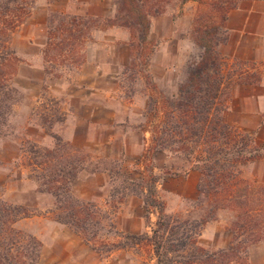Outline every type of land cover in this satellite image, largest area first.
<instances>
[{
    "label": "trees",
    "instance_id": "16d2710c",
    "mask_svg": "<svg viewBox=\"0 0 264 264\" xmlns=\"http://www.w3.org/2000/svg\"><path fill=\"white\" fill-rule=\"evenodd\" d=\"M239 1L197 0L198 14L192 22V39L197 52L190 55L181 68L175 94H163L146 70L156 42L149 43L140 66L153 91L147 104L146 123L140 125L150 134L141 160L147 162L149 155L157 151L180 154L188 164L187 169L167 173L181 176L188 170L198 171L197 203L205 206V212L198 219L167 214L164 202L156 194L158 176L153 173L152 165H145L147 175L140 182L121 178L124 184L137 185L135 192L142 195L146 207L156 213L150 232L126 235L132 245L143 244L149 248L153 264H249L248 247L264 239V184L249 182L240 176L241 166L264 158V147L256 145L251 135L238 131L222 119L230 77L225 75L218 46L227 38V14ZM34 2L0 0V138L6 134L13 106L20 100V93L12 84L20 59L10 40L29 16ZM152 5L151 0H114L115 11L110 17L51 15L42 48L44 72L59 77L60 73L53 71L57 62L68 61L80 66L84 58L79 56V51L90 33L111 26L129 30L131 64L136 65L135 60L145 53L148 44L151 17L163 13L162 8ZM252 76L256 81L255 75ZM46 121L41 123L45 129L51 127ZM52 138L50 147L29 142L20 149L31 167L30 178L58 202L55 220L84 235L93 215L88 204L83 205L71 195L70 185L80 171L92 164V156L56 134H52ZM103 171L121 174L114 166L96 165L90 169V173ZM219 209L233 212L229 227L231 239L225 248L211 250L199 245L197 238L204 224L216 219ZM31 214L24 206L0 200V264L38 263L40 241L14 227L17 220ZM83 239L90 242L94 236H83Z\"/></svg>",
    "mask_w": 264,
    "mask_h": 264
},
{
    "label": "crops",
    "instance_id": "0c3cea01",
    "mask_svg": "<svg viewBox=\"0 0 264 264\" xmlns=\"http://www.w3.org/2000/svg\"><path fill=\"white\" fill-rule=\"evenodd\" d=\"M196 4L197 0H187L177 5L175 14L167 8L150 19L147 39L159 43L151 55L148 71L157 87L166 92L169 90L171 95L177 92L175 75L194 49L184 27L186 24L191 27ZM49 7L62 12L103 17H110L115 11L114 0H52L41 8L40 16ZM40 23L42 25L43 21ZM225 27L226 41L218 46L224 67L227 72L238 69L234 75L245 78H229L222 119L238 131L251 135L255 144L264 146V0H240L228 12ZM130 38L129 30L121 26L94 30L84 46V61L80 66L72 74L47 82V88L52 96L60 99V109L65 112V121L59 128L64 139L95 154L103 152L102 144L110 145L121 137L116 147V142H113L112 149L106 146L107 150L117 152L118 158L131 154L140 161L150 134L141 128L133 132L124 131L122 123L127 118L141 119L144 108L146 110L147 96L139 93L125 99L117 95L121 69L131 57ZM42 44L43 40L32 41L25 48L36 55L37 46ZM30 75L35 78L29 79V86L33 85V90H36L43 80L41 63L31 67ZM114 120L118 123L113 131ZM43 139L47 140L44 136ZM186 175L194 187L199 172L188 170ZM240 176L247 181L264 184V158L241 166ZM106 183L105 172H81L72 185V193L79 200L97 202L105 198L102 190H105ZM35 200L44 206L42 210L50 213L51 195L37 194ZM37 218L20 219L15 226L25 231L27 229L21 228L20 223ZM41 221L40 227L27 231L42 240L41 258L48 256V264H96L95 252L79 235L48 215L41 217ZM248 262L264 264V239L249 246Z\"/></svg>",
    "mask_w": 264,
    "mask_h": 264
},
{
    "label": "rangeland",
    "instance_id": "374dc122",
    "mask_svg": "<svg viewBox=\"0 0 264 264\" xmlns=\"http://www.w3.org/2000/svg\"><path fill=\"white\" fill-rule=\"evenodd\" d=\"M51 1L52 0H35L29 16L16 28L11 36L10 44L20 59L17 73L12 79V84L20 93V100L13 106V113L9 116L8 125L6 127V134L0 138V200L26 207L32 214L25 218H30L32 216L38 217V220L35 221L30 219L23 220L20 223L21 228L32 230L38 226L40 227L42 222L41 217L47 215L53 221H56L55 213L59 212V210L55 207L58 202L51 193L43 191L38 183L30 178L31 167L27 165V157L20 149L21 146H26L29 142H36L42 146L50 147L53 144L52 134H56L75 148L82 149L92 156V164H88L85 170H82L77 174V177L81 172L84 174H93L90 173V169L96 165L101 168L114 166L116 170L119 168L121 171L120 175H115L114 173L109 174L103 171L107 174L105 190H102L105 197L103 200H98L97 202H85L78 199L83 205L88 204V206H90L89 209L93 215V218L86 226L88 229L84 235L79 234L75 232L73 228L64 225L79 235V237L89 245L90 249L95 252L96 264H153V255L149 248L143 244L140 246L132 245L130 241L126 239V235L150 232L156 219V213L146 207L142 195L135 192L137 185L124 184L121 181V178L135 180L136 183L140 182V179L147 175V169H144L146 167L145 165H152L153 173L158 176L156 194L157 197L164 202L165 212L169 215H176L187 219H198L205 212V206H201L197 203V183L193 187L186 174L181 176H171L167 173V171L176 172L187 169L188 164L185 163L180 154H175L169 151H157L154 152V154L149 155L147 162H143V160L139 161V159L137 160L133 158L131 154L126 155V157L122 155L121 158H118L117 152H109L106 146H109V148L112 149L113 142H116L114 146L116 147L117 142L121 137H118L119 140L114 139L110 145L102 144L101 149L103 152L93 154L90 153L87 148H80L64 139L63 136L59 134V128L63 125L66 115L65 112L60 109V99L49 93L47 82L55 81L69 73L72 74L79 66H75L68 61L64 64L57 62L53 71L60 73L59 77L47 75V73L44 72L42 48L44 47L46 40L49 17L56 13L73 14L70 12L53 10V8L49 7L48 9H44V13L40 16L39 11H41V8H45L46 3ZM151 4H153L152 7L162 8L163 11L168 8L171 13L175 14L178 10L177 5L181 3L180 0H151ZM197 14L198 4H196L194 18ZM41 21H43L42 25L40 23ZM91 33L89 38L83 44L81 52L79 51V54L81 53L79 55L80 57L82 56L84 58L83 49L87 41L91 39ZM184 33H186L188 39L193 43L192 25L190 27L186 24L184 27ZM38 40H43V44L37 46V54L35 55L29 52L27 50L28 48L25 47L32 43V41L36 42ZM150 42H156L157 45L159 43L157 40L147 39L148 44L147 47H145V53L138 55L135 60L137 64H131L130 57L129 63L123 67L120 72L121 79L118 83L120 88L118 89L119 92L117 95L123 96L125 99L131 98L133 95L139 93L147 96L146 110L144 108L141 119L139 121H137V119H125L122 123L124 131L133 132L140 129V125L145 124L147 120V104L153 91H151L144 73L141 72L140 66L144 60L146 52H148ZM195 49L196 47L194 45V49L190 51V54L185 61L190 55L196 54L197 51ZM40 63L43 69V80L40 86H37L36 90H33L34 86H29V79L35 78V76L30 75L31 67ZM231 67L233 68L234 66ZM146 70L148 71V66ZM224 71L225 75L228 77L233 79L241 78L234 75L238 69L229 70L227 72L226 67H224ZM179 72L174 78L176 83ZM151 77L154 82L152 75ZM243 78H245V76L241 79ZM27 86L29 88H27ZM157 89L163 94L171 95L169 90L166 92L160 87H157ZM58 116L59 118L56 119ZM45 119L47 120L45 122L46 125H51L50 128L45 129V127L41 126V123ZM117 123L118 120L113 121V125L111 126L113 131L115 130L114 125ZM42 135L46 137L47 140L43 139ZM259 146L264 147L263 145ZM112 169L114 171V168ZM75 180L70 185V193L74 198L76 197L72 193V185ZM125 186H127V188H125ZM36 193H46L51 195L53 204L51 205L50 203L52 206L49 210L50 213L42 210L44 206L41 207V203L35 200V197H37ZM24 202H26V204ZM36 203L40 204V206ZM232 218L233 212L231 210L219 209L217 211L216 219L206 222L202 227L197 238L198 244L211 250L225 248L231 239L229 227ZM14 227L19 230L15 224ZM27 230L20 231L31 234ZM83 236H86L87 238L94 236V239L89 242L84 240ZM34 237L39 240L37 236ZM39 241L41 243V249L37 264H48V256L45 255L41 258L43 242L41 239Z\"/></svg>",
    "mask_w": 264,
    "mask_h": 264
}]
</instances>
